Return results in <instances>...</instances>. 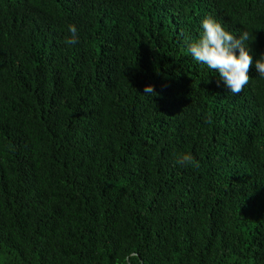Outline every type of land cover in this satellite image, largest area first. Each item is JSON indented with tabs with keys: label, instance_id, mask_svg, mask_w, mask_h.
<instances>
[{
	"label": "trees",
	"instance_id": "obj_1",
	"mask_svg": "<svg viewBox=\"0 0 264 264\" xmlns=\"http://www.w3.org/2000/svg\"><path fill=\"white\" fill-rule=\"evenodd\" d=\"M206 16L264 53V0H0V264H264V78Z\"/></svg>",
	"mask_w": 264,
	"mask_h": 264
},
{
	"label": "clouds",
	"instance_id": "obj_2",
	"mask_svg": "<svg viewBox=\"0 0 264 264\" xmlns=\"http://www.w3.org/2000/svg\"><path fill=\"white\" fill-rule=\"evenodd\" d=\"M200 29L199 38L187 44V52L195 62L218 73V84L222 83L232 94L240 93L249 82L250 66H254L258 76L264 78V53L253 60V50L246 44L250 39L248 31H242L238 37L234 36L211 16L201 20ZM68 32L70 38L64 41L65 45L77 43L76 27L69 25ZM143 91L144 95H152L154 88L147 85ZM177 163L187 167L196 161L191 153H184L178 157ZM135 255V252H130L125 260L130 264Z\"/></svg>",
	"mask_w": 264,
	"mask_h": 264
}]
</instances>
